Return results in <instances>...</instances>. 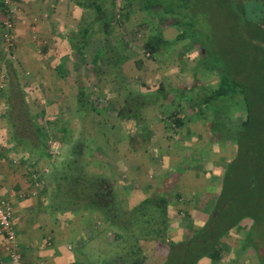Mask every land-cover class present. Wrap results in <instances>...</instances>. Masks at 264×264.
Listing matches in <instances>:
<instances>
[{"label":"rangeland","instance_id":"374dc122","mask_svg":"<svg viewBox=\"0 0 264 264\" xmlns=\"http://www.w3.org/2000/svg\"><path fill=\"white\" fill-rule=\"evenodd\" d=\"M226 1L207 0L197 11L200 14L198 22L204 33L207 32L208 42L213 47L204 48L206 55L203 58L201 50L188 46L187 40L174 42L171 47L176 52L171 55L149 58L143 55L140 39L150 34L153 29L141 23L146 16L137 9V2L118 0L116 17L121 23L113 26L110 43L121 40L126 44L124 53L132 57L130 70H126L127 76L122 73L118 64L124 81L117 78L114 67H110L109 75L104 54L100 55L95 66L89 65L88 60L92 54L106 43L105 36L96 33L90 39L85 60L81 62L83 66L79 77H76V88L71 93L62 89L60 92V89L54 90L53 84L47 87L39 83L34 86V91L24 89L23 98L27 101V110L16 95L9 99L7 67L0 63V102H6L0 105L3 108L0 110L1 123L4 122L8 127L13 121L17 122L18 126L24 128L20 135L33 134L30 125L39 128L42 134L41 142L35 147L40 150V156H29V160L36 166L29 173L32 183L29 186V196L32 197L29 202L35 208L33 214L37 219L36 226H40V233L43 234L42 243L39 245L42 248L45 245L47 254H53V250L64 249L69 256L64 264H75V260L78 261L77 264H112L114 258L124 255L129 245L136 243L146 257L143 264H156L155 260L162 256L161 250L179 243L182 247L178 245L176 250L180 252L190 240L191 251L187 254L186 264H192L195 254L201 249L205 250L204 255L196 264H264V133L255 135L254 131L260 129L256 121L257 124L253 123L245 128L246 131L235 139V133L240 129V122L246 114L244 103H241L242 98L241 101L234 98L226 103L223 100H214L207 108L222 106L216 111L222 114L217 116L216 112H207L205 117L198 118L193 114L189 115L191 112L186 109L182 114L183 125L178 129L172 127L167 112L163 114L151 105L144 106L141 108L142 118L149 124L144 134L133 119H121L117 114L120 104L127 96L132 93L147 96L156 90L160 81L165 87H174L178 83L190 87L188 92L180 91L184 97L190 96L194 91L198 93V90L202 97L212 93L219 83L214 77L215 72L211 65L236 58L231 53L236 45L231 37L233 17L230 10L239 12L240 5L229 9ZM16 4L19 9L18 0ZM244 11L245 15L239 12L238 22L245 16L256 24L260 23L261 15L255 14L256 7L245 5ZM93 14L91 9L85 13V23L93 18ZM1 19L0 17V45L11 65H15L12 33L10 44L2 37L5 17ZM14 23L13 19V30ZM241 23L240 28H243L244 21ZM97 28L98 25L95 26L96 30ZM252 29H248L249 34ZM135 32L136 39L132 40ZM163 34L165 38L173 40L176 29H166ZM200 35L198 39L203 42L206 38ZM61 44L57 48L64 49L65 43ZM138 59L141 61L140 65L137 64ZM180 71L185 74L182 76ZM20 79L17 77V80ZM258 81L260 83L253 98L251 115L264 120L263 76L258 77ZM22 83H19L21 90ZM94 84H97L99 92L103 94L99 102L96 97L99 99L101 94L97 96ZM78 86L90 96L94 104V108L81 117L77 113L76 104L72 103ZM173 91L176 94L179 92L177 89ZM173 91L172 94L176 95ZM177 96L178 94L173 106L180 102ZM46 97L52 98L51 102L56 100L57 107L50 109ZM140 98L143 96L140 95ZM40 100H45L46 103ZM61 102L64 108L60 107ZM46 105L47 108H44ZM207 108L204 110H208ZM218 123L222 124L216 126ZM209 132L210 137L214 134L215 139L213 142L207 139L204 142L202 139ZM16 135L12 143L21 141L19 143L22 144L25 140H19ZM142 135L147 136L149 142ZM219 137L220 140H217ZM232 138L234 142H229L228 147L223 146L228 143L227 139ZM75 142L80 149L76 159L80 167L82 166V174L100 175L108 181V187L117 193L115 201L119 202L120 208L126 213L122 216L124 222L106 223L98 211H90L82 206H78L76 210L74 207L68 209L66 200L50 197L51 188L45 184L48 175L57 166L60 172H67L60 165L71 157L73 151L71 152L70 146ZM237 144L240 148L238 154ZM192 153L195 157L189 158ZM248 156L251 158V165L247 160ZM188 161L189 166L186 164ZM191 170L194 171L193 174L187 173ZM209 181H212L213 189L207 190L211 195L205 192L201 194L199 188ZM154 194L155 197L149 198L151 203H140L141 199ZM166 196L170 203L165 211L164 207L155 206L153 202L164 200ZM189 205L196 212L190 209L192 220L189 218L188 221L189 216L186 214ZM57 207L65 210L53 213L52 209ZM114 216L118 220L120 214ZM134 216L135 221L132 220ZM208 222L210 223L206 225ZM50 225L48 229L47 226ZM52 228L53 233L50 231ZM4 243L2 239L0 264H6L9 260L5 258L7 254L3 248ZM178 252L173 253L172 262L176 260ZM24 264H27L25 258Z\"/></svg>","mask_w":264,"mask_h":264},{"label":"trees","instance_id":"16d2710c","mask_svg":"<svg viewBox=\"0 0 264 264\" xmlns=\"http://www.w3.org/2000/svg\"><path fill=\"white\" fill-rule=\"evenodd\" d=\"M118 0H73V2L82 9H91L94 12V17L91 21L81 28H72L65 32L63 35L65 46L68 49V53L76 59V62L83 60L85 55L89 50L90 39L96 34L101 33L105 36V45L103 48L97 50L94 55V63L99 60L101 54H104L105 60L110 67H114L113 71L117 75V78L124 81V78L120 76L119 65H121L126 60V54L124 53V47L126 44H123L121 40L110 43V35L112 34V29L115 24L121 23L120 19H117L116 15V5ZM127 1V0H126ZM130 1V0H129ZM138 4V10L143 12L146 18L141 22L145 26L149 25L151 29L150 34L142 36L140 39L143 55L149 58H156L162 55H171L175 53V49L171 47L174 42H181L182 40H187L188 46H195L201 50V58L206 55V47L213 48L211 43L209 44L207 32L204 33L202 25L198 22L200 16L197 13L199 7L207 3V0H134ZM225 4V2H223ZM226 6L232 9L236 6L240 7L239 12L242 15L244 14V6L256 7L254 11L255 14H260L261 18L259 24H256L247 18L239 20V12L234 10L230 14L233 17V25L231 27L233 38V43L236 45L231 53H234L235 59L231 58L226 61V63L220 62L217 65H211V69H214L215 79L217 80V87L212 91L211 94L204 97L199 96L200 92L198 90L191 93L190 96L184 97L182 92H188L187 89L190 87H185L183 84L178 83L174 87H165L163 82L160 81L156 90L152 93H149L147 96L140 93H132L126 97V99L120 104L118 109V117L121 119H133L134 123L137 124L138 129L144 131L148 129L147 123L143 121L141 108L144 106H153L159 112L165 114L168 113V119L174 129L180 128L182 123V114L184 110L191 112L189 115H195L198 118L205 117L206 113L216 112L218 107L207 108L208 105L213 104L212 102L223 100L224 103L234 98H242V102L246 108V114L240 122V129L235 133V139H238L240 134L251 126V124L258 122V128L260 129L256 132V136L264 133V120L258 119L251 115L252 107L254 106L253 98L257 93L256 88L260 83L258 77L264 78V0H227ZM1 5V2H0ZM246 8V7H245ZM1 13L4 15L3 11L0 9ZM128 13H130L128 11ZM241 21H244L243 28H240ZM246 23L248 25H246ZM254 23V24H253ZM141 24V25H142ZM98 25L99 28L95 29V26ZM4 27V26H3ZM169 28L176 29V36L173 40H169L164 37L163 31ZM252 29L248 33V29ZM201 33V35H200ZM200 36H205V40L200 42L198 39ZM137 32L132 36V40H135ZM235 38V40H234ZM207 45V46H206ZM182 50V49H181ZM3 48L0 45V63L4 64L7 68L8 78H9V99L13 98V95H16L20 100L23 99L22 92L19 90L17 83V77L15 72L11 68V62L5 56ZM108 55V56H107ZM107 57V58H106ZM164 59V58H162ZM62 63H65V59L62 60ZM141 61L138 60L137 64L140 65ZM60 68V67H59ZM61 71V70H59ZM182 71V70H181ZM180 71V73H182ZM13 72V73H12ZM185 73H182V76ZM72 79V78H70ZM68 80V78L66 79ZM196 80L194 79V82ZM77 92L74 95L76 97V107L79 115L87 114L94 108V104L91 99L86 95L84 90L81 87H77ZM97 96L100 95L99 99L103 98V94L99 92L98 87H94ZM174 89L179 90L177 93V98L180 102L178 105L173 106V101L176 98V93ZM201 89V88H199ZM98 91V92H97ZM172 91L176 94L173 95ZM94 94V93H93ZM140 95L143 98H140ZM95 99V98H94ZM96 99L94 100L96 102ZM143 99V100H142ZM24 100V99H23ZM147 100V101H145ZM23 102V101H22ZM182 102V103H181ZM24 103V102H23ZM180 103V104H179ZM202 105V107H200ZM206 106V107H205ZM211 106V105H210ZM207 108L208 110H204ZM167 109V110H166ZM193 109V110H192ZM214 109V110H213ZM223 110V109H222ZM228 112V111H227ZM216 116L222 114V112H216ZM211 115V114H210ZM213 115V114H212ZM202 116V117H201ZM215 117V115H213ZM222 124V123H221ZM221 124H217L219 126ZM257 124V123H256ZM142 125V126H141ZM34 133H28L26 138L31 140L34 136L36 139V144L41 142L42 134L41 130L37 127L30 125ZM142 127V128H139ZM246 128V129H245ZM229 130H231L229 128ZM15 135V133H14ZM14 137V136H13ZM142 138L149 142L147 136ZM32 141V140H31ZM228 143H232L235 140L232 138L226 140ZM238 141V140H236ZM29 142V141H28ZM27 142V143H28ZM34 142V141H32ZM71 152L73 151L71 157L62 163V167L66 168L67 172H60L59 166L53 168V172L48 175V179L45 184L50 186V197L55 196V199L66 200V207H74L75 210L78 206L85 207L90 209V211H98L103 221L106 223H121L124 222L122 218L123 210L120 208L119 202L115 201L114 198L117 196V193L108 187V181L100 175L86 176L82 174V166L78 163L76 156L79 154V145L77 142L73 143L70 146ZM240 152V148L237 144V154ZM249 164L251 165V158L248 156ZM41 180V179H40ZM155 197V194L141 199L140 203H151L149 200ZM0 198L5 199L9 205L10 202L7 198L0 196ZM114 200V201H111ZM117 200L118 199L117 197ZM117 202V203H116ZM155 206L166 207L169 205L170 201L167 199V196L164 200H157L153 202ZM81 204V205H80ZM11 207V206H10ZM79 208V207H78ZM53 213L62 212L65 208H56L52 209ZM74 210V211H75ZM78 210V209H77ZM115 214H120V217L114 216ZM126 214V213H125ZM134 215V213H130ZM129 215V213L127 214ZM126 216V215H125ZM136 216L132 217V220L135 221ZM208 222L206 225H208ZM13 226V224H12ZM14 228V227H13ZM2 237V236H1ZM16 239V231H15ZM197 242V241H196ZM185 243V242H184ZM190 240L186 242L181 248L180 252L176 249L179 246L182 247V244L175 243L170 245L168 248H164L160 251L162 255L160 259L155 260L156 264H186L187 254L190 253L189 250ZM185 247V248H184ZM16 249L21 252L17 246ZM204 249H201L199 253H196V257L192 264H196V261L204 255ZM178 252L176 262L174 260L173 253ZM22 254V253H21ZM219 257V254H217ZM216 255V256H217ZM23 256V255H22ZM9 259V256H6ZM24 259V257H23ZM146 261L145 254L142 252L141 248L136 244L132 243L128 247V251L122 256H118L111 261L112 264H143ZM9 264L10 261L8 260ZM78 261L75 260V264ZM153 262V263H155ZM82 264V263H81Z\"/></svg>","mask_w":264,"mask_h":264},{"label":"crops","instance_id":"0c3cea01","mask_svg":"<svg viewBox=\"0 0 264 264\" xmlns=\"http://www.w3.org/2000/svg\"><path fill=\"white\" fill-rule=\"evenodd\" d=\"M18 3L19 9L14 15L15 23L12 32L14 44L12 53L15 59V65H11V68L13 72H15L16 77L22 80H17L18 86L20 82H23L22 90L18 87L22 92V96L24 97V89H31L34 91V86L39 83H43L47 87L53 84L55 86L54 90L60 89L59 91L61 92L62 89L65 92L71 93L74 87L76 88V77L78 78L80 75L81 67L83 66L82 61L85 60V57L83 60L76 62V59L68 53L66 47L61 49L57 48V45L65 42L63 35L67 30L81 28L91 21L90 19L85 23L86 18L84 16L89 9L84 10L80 8L73 0H18ZM3 16L4 15L1 14L0 11L1 20H3ZM92 17H94V14ZM73 22L75 24H72ZM93 55L94 54H92L90 60H88L89 65L92 67L97 63H94ZM131 58V56H127L126 60L120 65L122 73H125V75L127 72L126 70H130L131 61H133ZM63 59H65V63H62ZM106 69L109 71V75H111L110 66H106ZM92 71V75H94V69H92ZM45 78H50V80ZM67 78L68 80H66ZM95 86L97 87V84H94L93 88ZM77 90L78 89H75V94ZM3 94L4 93H2V95ZM51 99L52 98L46 97V101L50 104V109H54L57 107L56 100L55 102H51ZM25 101V99L21 100L20 103L22 106H25L27 110L28 104L27 101ZM40 101L46 103L45 100ZM3 103L6 104V102H2V104ZM72 103L76 104L75 96L73 97ZM2 104L0 102V105ZM62 106L61 102L60 107ZM44 108H47V105ZM1 109L3 108L1 107L0 110ZM79 117H81V114ZM23 132L24 128L22 129L18 126V123L15 121H13L11 125L8 124V127L4 122L0 125V196L7 198L12 205V224L16 231L15 244L26 259V263L64 264V262L66 263L68 261L67 259L69 257L64 249L53 250V254H50L51 252L47 254V251L44 249L45 245H43V248L39 245L42 243L43 234L41 235L40 233V226H36L37 224L35 221H37V219H35V215L33 214L35 208L32 207L31 202H29V200L32 199V197L29 196V186L32 184L29 180V173H31L30 171L35 169L34 167L36 166L34 162L29 160V156L39 157L41 152L39 149L35 148L39 145L36 144V139H31L34 142L30 139L28 140L26 135H20ZM14 133L17 134L15 135L19 140L25 141L22 144H20L21 141L17 144L14 142L12 143ZM210 135V132L205 134L202 140L205 142L207 139V141L213 142L212 140L215 139L214 134H212V137H210ZM217 140H220V137ZM224 145L228 147L229 143H225L223 146ZM212 149L210 151H212ZM215 151L217 152L218 148H216ZM12 156L14 163L12 162ZM191 157H195L193 153L189 156V158ZM189 163L188 161L186 164L188 165ZM188 172L194 173L193 170L187 171V173ZM211 184L212 181H209L206 182L203 187H200L199 189L202 191L201 194L205 192L211 195L207 190L213 189ZM187 209L188 213L186 215L189 216V221V218L192 220L190 213H192V211L196 212V210L193 209L192 205H189ZM43 220L44 222L46 221L44 218ZM50 227L51 225L47 226L48 229H50ZM53 230V228L50 230L51 233H53ZM2 239L3 238L0 236V241ZM6 264H9V262L7 261Z\"/></svg>","mask_w":264,"mask_h":264},{"label":"built area","instance_id":"2783aa9c","mask_svg":"<svg viewBox=\"0 0 264 264\" xmlns=\"http://www.w3.org/2000/svg\"><path fill=\"white\" fill-rule=\"evenodd\" d=\"M16 1L17 0H0V9L3 11L5 16L3 21L4 33L2 37L10 44V37L13 31V19L14 15L18 11ZM0 88H2L1 84ZM0 236H2L5 241L3 248L7 256H9L10 264H24L21 252L16 249L15 230L12 226L11 207L3 198H0Z\"/></svg>","mask_w":264,"mask_h":264},{"label":"water","instance_id":"95a60500","mask_svg":"<svg viewBox=\"0 0 264 264\" xmlns=\"http://www.w3.org/2000/svg\"><path fill=\"white\" fill-rule=\"evenodd\" d=\"M215 215V214H214Z\"/></svg>","mask_w":264,"mask_h":264}]
</instances>
